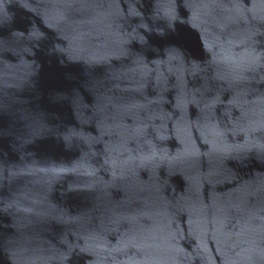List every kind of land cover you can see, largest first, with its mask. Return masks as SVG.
<instances>
[{
    "label": "water",
    "instance_id": "95a60500",
    "mask_svg": "<svg viewBox=\"0 0 264 264\" xmlns=\"http://www.w3.org/2000/svg\"><path fill=\"white\" fill-rule=\"evenodd\" d=\"M0 264H264V0H0Z\"/></svg>",
    "mask_w": 264,
    "mask_h": 264
}]
</instances>
